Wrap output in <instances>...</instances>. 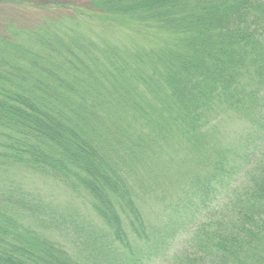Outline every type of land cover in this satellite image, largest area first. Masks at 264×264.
<instances>
[{"label": "trees", "instance_id": "trees-1", "mask_svg": "<svg viewBox=\"0 0 264 264\" xmlns=\"http://www.w3.org/2000/svg\"><path fill=\"white\" fill-rule=\"evenodd\" d=\"M88 3V13L0 35V158L72 184L103 227L85 228L89 257H75L20 227L15 218L36 208L12 197L0 205V264H143L191 230L192 249L179 264H264L261 171L227 206L215 205L232 176L252 166L251 144L264 140V0ZM93 18L119 27L124 40L92 37ZM231 115L249 133L241 146L223 149L217 121ZM166 148L197 168L178 174L186 179L172 205L176 218L146 233L150 247L130 249L110 214L119 206L116 214L131 216L127 226L145 237L132 199L144 183L129 173L155 164L167 171L152 164Z\"/></svg>", "mask_w": 264, "mask_h": 264}, {"label": "rangeland", "instance_id": "rangeland-1", "mask_svg": "<svg viewBox=\"0 0 264 264\" xmlns=\"http://www.w3.org/2000/svg\"><path fill=\"white\" fill-rule=\"evenodd\" d=\"M89 9L88 0H0V35H7L3 38L12 34L17 35L16 32H27L38 26L44 18L57 16L70 18L74 10L88 13ZM88 21L91 32L95 31L92 37L103 41L124 40L119 27L107 23L104 25L101 20L95 18ZM83 32L86 36L89 34L88 31ZM19 39L24 43L28 42L26 35H20ZM94 41L100 43L96 39ZM247 128L248 123L237 116H226L218 120L217 138L223 149L241 146L249 133ZM250 147L248 152L253 158L252 166L243 168L236 176H232L234 186L221 193L220 200L215 203L218 205L217 212L234 199L235 192L240 194L248 186L250 177L257 175V171L253 170L257 169L264 175V140L256 139ZM158 152L155 154L157 157H152V164L159 160V163L166 166L167 171L163 169L164 167L156 169L155 164L151 172L138 170L129 173L133 183H144L143 186L135 187V196L132 199L143 224V229H139L138 232L145 234V237L138 239L127 226L129 220H132L131 216L127 218L126 213L116 214L120 211L119 206L115 207L114 214H110L117 215L121 220L122 233L129 241L130 249L138 244L150 247V236L146 233L154 228L166 227L167 220L176 218V214L172 213V205L179 196H182L184 188L180 182L186 179H178V174L184 171L186 165L191 170L197 168L196 164L187 163L188 157L181 150H176L174 154L168 148L163 151L164 153L160 150ZM15 196L23 200V204L27 203L33 209L36 208V214L27 213L31 217L22 215L18 219L15 218L20 227H30L38 231L72 256L89 257V249L84 245L85 239L89 237L85 230L91 226L95 232H99L103 226L100 217L91 210V200L85 193L76 191L70 183L63 184L59 178L31 172L22 165L0 158V205L2 202L8 204ZM111 228L115 229V226ZM192 232L193 230L179 233L161 255L151 254L143 264H179L192 249V236L194 237Z\"/></svg>", "mask_w": 264, "mask_h": 264}]
</instances>
